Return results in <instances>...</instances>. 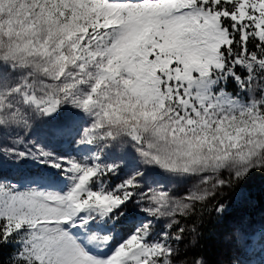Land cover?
I'll return each mask as SVG.
<instances>
[{"label": "snow or ice", "instance_id": "6c2138e0", "mask_svg": "<svg viewBox=\"0 0 264 264\" xmlns=\"http://www.w3.org/2000/svg\"><path fill=\"white\" fill-rule=\"evenodd\" d=\"M257 178L264 0H0V264H264Z\"/></svg>", "mask_w": 264, "mask_h": 264}, {"label": "trees", "instance_id": "16d2710c", "mask_svg": "<svg viewBox=\"0 0 264 264\" xmlns=\"http://www.w3.org/2000/svg\"><path fill=\"white\" fill-rule=\"evenodd\" d=\"M246 191L251 193V204L238 203L235 199V193L233 192L225 193L224 203L230 206V210L234 217L251 216L258 220L261 212L264 211V182L257 178L247 186ZM222 227L223 226L217 222L215 212L205 213L202 225V231L204 233L202 243L207 246L216 244L221 239Z\"/></svg>", "mask_w": 264, "mask_h": 264}]
</instances>
